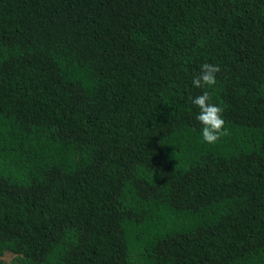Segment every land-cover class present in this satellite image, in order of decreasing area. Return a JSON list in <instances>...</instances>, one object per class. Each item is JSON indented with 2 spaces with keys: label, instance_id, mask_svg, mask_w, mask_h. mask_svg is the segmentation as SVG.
I'll return each instance as SVG.
<instances>
[{
  "label": "trees",
  "instance_id": "trees-1",
  "mask_svg": "<svg viewBox=\"0 0 264 264\" xmlns=\"http://www.w3.org/2000/svg\"><path fill=\"white\" fill-rule=\"evenodd\" d=\"M219 65L196 88L201 65ZM224 109L202 139L192 100ZM264 264V0H0V256Z\"/></svg>",
  "mask_w": 264,
  "mask_h": 264
},
{
  "label": "clouds",
  "instance_id": "clouds-1",
  "mask_svg": "<svg viewBox=\"0 0 264 264\" xmlns=\"http://www.w3.org/2000/svg\"><path fill=\"white\" fill-rule=\"evenodd\" d=\"M220 72L219 65L204 63L201 65L199 74L193 76L192 84L198 89L214 87L217 84V74ZM211 101L212 93L205 90L201 95L195 97L192 103L200 110L196 119L202 125L203 141L215 144L222 137L229 135V130L223 118L224 109Z\"/></svg>",
  "mask_w": 264,
  "mask_h": 264
},
{
  "label": "rangeland",
  "instance_id": "rangeland-1",
  "mask_svg": "<svg viewBox=\"0 0 264 264\" xmlns=\"http://www.w3.org/2000/svg\"><path fill=\"white\" fill-rule=\"evenodd\" d=\"M15 257L14 254L7 252L3 256H0V264H13Z\"/></svg>",
  "mask_w": 264,
  "mask_h": 264
}]
</instances>
